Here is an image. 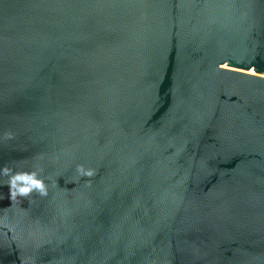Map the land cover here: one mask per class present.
<instances>
[{
    "label": "water",
    "instance_id": "95a60500",
    "mask_svg": "<svg viewBox=\"0 0 264 264\" xmlns=\"http://www.w3.org/2000/svg\"><path fill=\"white\" fill-rule=\"evenodd\" d=\"M0 264H264V0H0Z\"/></svg>",
    "mask_w": 264,
    "mask_h": 264
}]
</instances>
